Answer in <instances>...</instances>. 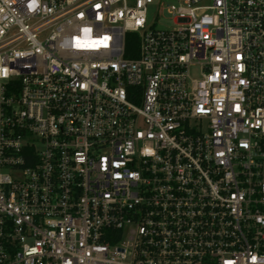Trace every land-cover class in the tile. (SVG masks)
I'll use <instances>...</instances> for the list:
<instances>
[{
    "label": "built area",
    "instance_id": "obj_1",
    "mask_svg": "<svg viewBox=\"0 0 264 264\" xmlns=\"http://www.w3.org/2000/svg\"><path fill=\"white\" fill-rule=\"evenodd\" d=\"M0 264H264V0H0Z\"/></svg>",
    "mask_w": 264,
    "mask_h": 264
},
{
    "label": "rangeland",
    "instance_id": "obj_2",
    "mask_svg": "<svg viewBox=\"0 0 264 264\" xmlns=\"http://www.w3.org/2000/svg\"><path fill=\"white\" fill-rule=\"evenodd\" d=\"M156 7H155V3H152V5H150L149 7V12H148V22L150 23L152 21V19L155 17L156 15ZM171 20L170 17L166 14V12L163 10L161 15L159 16V18L157 19L155 26L157 27H165V26H169L171 25ZM190 73L193 77H196L198 74V68L197 67H192L190 70Z\"/></svg>",
    "mask_w": 264,
    "mask_h": 264
},
{
    "label": "snow or ice",
    "instance_id": "obj_3",
    "mask_svg": "<svg viewBox=\"0 0 264 264\" xmlns=\"http://www.w3.org/2000/svg\"><path fill=\"white\" fill-rule=\"evenodd\" d=\"M77 46H80L79 44Z\"/></svg>",
    "mask_w": 264,
    "mask_h": 264
}]
</instances>
